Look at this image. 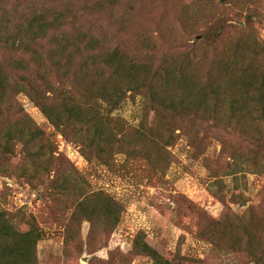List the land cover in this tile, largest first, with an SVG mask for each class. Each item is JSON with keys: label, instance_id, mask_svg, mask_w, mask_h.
<instances>
[{"label": "rangeland", "instance_id": "1", "mask_svg": "<svg viewBox=\"0 0 264 264\" xmlns=\"http://www.w3.org/2000/svg\"><path fill=\"white\" fill-rule=\"evenodd\" d=\"M83 8L88 13L85 31L94 28L102 47L119 49L139 63L132 80L136 86L145 84V78L155 83L158 67L186 66L193 85H199L219 57L231 60L235 51L243 52L236 65L244 72L258 43H264V0H0V9L13 20L37 11L74 16ZM9 57L0 49V61ZM234 84L242 87L239 81ZM170 89L166 101L178 104L185 97L199 105L186 90ZM141 91L128 93L112 114L132 132L115 146H123L131 157L117 155L115 149L92 161L26 95L16 97L35 123L26 127L44 133L48 155L26 165L19 145L15 158L0 157V213L20 232L30 230L25 217L36 218L44 232L39 264H255L248 254L230 248L246 234H264V144L260 147L227 127L228 114L219 117L220 123L180 109L173 117L171 110H161L157 119L154 113L148 117ZM164 120L179 127L168 169L165 153L156 145L145 149L139 139L140 133L152 134L154 125L155 137L164 138ZM256 130L264 135V124ZM53 149L54 159L49 154ZM81 194L88 202L86 212L73 206ZM100 194L122 211L111 233L97 218L92 222L85 217L94 206L105 204L95 196ZM78 210L80 235L67 240V225ZM232 215L239 224L237 233L230 234L220 221L228 222ZM143 243L160 255L159 262L136 252Z\"/></svg>", "mask_w": 264, "mask_h": 264}, {"label": "trees", "instance_id": "2", "mask_svg": "<svg viewBox=\"0 0 264 264\" xmlns=\"http://www.w3.org/2000/svg\"><path fill=\"white\" fill-rule=\"evenodd\" d=\"M76 14L37 11L27 19L13 20L6 9H0V49L10 55L7 61H0V157L4 160L15 158L14 150L19 145L26 165L48 155L43 144L44 133L36 126L33 129L26 127L35 123L17 101L19 95H26L60 135L81 148L88 161L93 158L102 160L115 149L117 155H130L123 146H115L132 132L124 126V121L112 114L128 93H143L141 90L146 97L148 117L154 113L157 119L161 110L173 111V117L180 109L197 119L220 123L219 117L228 114L230 124L227 127L236 133L241 132L246 139L262 147L264 135L256 128L264 124V43H258L252 52L249 71H239L236 61L241 60L243 52L235 51L231 60L219 57L214 63L215 70L213 67L207 71L199 85H193L186 66L178 70L158 67L155 83L148 84L146 81L151 78H145L142 80L145 84L136 86L132 80L139 70V63L119 49L102 47V40L94 28L85 31L87 10L83 8ZM237 47H241L240 43ZM120 79L127 83L118 86L115 81ZM237 81L241 88L235 86ZM170 88L186 90L194 95L199 105L187 102L185 97L178 104L166 101L164 95L172 90ZM253 110L260 115H255ZM154 126L152 132H155ZM14 128L16 132H12ZM177 128L167 126L164 120V138H156L154 132L139 134L145 149L156 145L165 153L167 169L172 163L169 149L179 138ZM49 154L54 159L55 150ZM95 196L104 199L105 204L94 206L90 215L85 217L92 222L97 218L111 233L122 211L116 208L114 201H107L105 195ZM80 197L83 200L86 196L81 194ZM81 199L73 206L85 211L88 202ZM79 210L67 225V240L74 238L75 234L80 235ZM112 216L115 217L114 224L110 225ZM25 220L30 230L20 232L9 222L6 213H0V264H39L38 244L44 232L35 217H25ZM224 220L220 223L227 232L237 233L239 218L232 215L228 222ZM139 239L137 244L141 246L142 240ZM143 246L142 251L136 252L160 261L156 251L144 243ZM230 251L246 253L255 264H262L264 234L260 238L246 234L244 241L238 240Z\"/></svg>", "mask_w": 264, "mask_h": 264}]
</instances>
